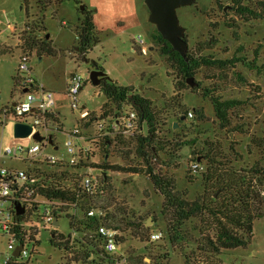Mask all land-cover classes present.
I'll use <instances>...</instances> for the list:
<instances>
[{
	"label": "trees",
	"instance_id": "16d2710c",
	"mask_svg": "<svg viewBox=\"0 0 264 264\" xmlns=\"http://www.w3.org/2000/svg\"><path fill=\"white\" fill-rule=\"evenodd\" d=\"M30 1L35 2L39 14L33 21L28 17L23 28V55L31 57L36 51L39 57L59 56L61 51L54 47L53 40L47 35L42 14L53 5L60 6L71 0H25L26 4ZM233 4L225 13L224 24L226 28L235 31L234 38L239 41L237 31L240 30L241 23L264 22V0H251L247 4L242 0H233ZM80 7L78 25L75 28L78 50L73 48L69 55L77 62H84L100 43V34L94 21V11L87 6H83L82 10ZM221 9L224 11L226 7L221 6ZM211 27L217 31L213 24ZM150 36L159 56L164 59L175 78V96L164 98L163 107L159 108L151 100L136 94L134 87H122L111 80H103L97 87L106 97V103L101 108L105 117L119 115L118 113L130 107L138 114L139 128L143 129L142 134L135 136L122 133L114 137L107 136L97 144L103 153L100 163L81 164L74 168L100 171L106 184L105 195L89 196L83 193L75 180L76 173L71 174L69 167L58 165L53 170L35 169L44 179L34 186L36 191L31 200L42 198L55 204V218L58 221L67 218L75 235L73 238L72 235L66 237L59 234L56 230L51 232V236L54 234L55 237L50 238V243L66 252L67 264H166L170 255L155 253L157 249H161L159 243L165 241L173 251L183 255L185 264H215V256L249 245L253 238L254 222L264 216V137L251 135L237 115V111L247 102L223 98L219 95L218 86L213 90L205 89L202 94L212 104L221 130L229 135H250L248 151H258L260 160L250 168H239L237 165L243 162L244 155L238 150V144L231 142L225 152L219 142L201 141V134L196 133L197 125L207 123L209 119L203 108H188L182 98L184 92L196 91L188 81L202 70L218 73L221 79H226L227 74L232 73L238 82L246 83L237 68L243 65L261 74L263 67L256 64L259 56L251 63L238 56L231 59L217 58L210 52L219 45V40L211 32L208 40L189 48L185 59L173 51L156 28ZM136 51L142 54L140 49ZM243 52L244 48L240 47L238 53ZM92 66L103 70L98 63ZM15 85V89L19 90L17 77ZM170 110L174 115L171 117L172 122L168 124L164 116ZM190 112H193L192 119L189 118ZM96 119V115L91 113L88 122H81L82 127L88 129ZM55 121L60 122V118L55 117ZM175 122L178 123L176 131L173 130ZM167 129L174 134L173 138L166 137ZM185 149L191 151V162L206 164L204 171H201L203 193L194 199H190L188 189L179 190L178 181L172 174V170L179 168L180 155ZM110 153L116 154L121 163H110L107 158ZM108 172L149 180L155 193L163 198L160 214L158 218H153V223L158 226L159 222H163L165 231H154L147 227L150 215L136 216L126 206L119 207V211L114 212L101 205V199L111 189ZM188 173L191 175L199 172L190 170ZM20 205L28 209V204ZM36 207L38 204H33L28 214L17 217L16 220L28 221L30 216L38 213ZM90 209H102L106 215L88 217L86 212ZM101 226H108L119 232V246L125 245L129 239L136 240L144 246L146 254L140 255L137 248H128L122 255L107 253L104 249L105 238L99 232ZM155 232H162L164 238L159 242H152L151 235ZM35 237L36 235H32L31 240L37 246L40 242H36ZM146 258L151 262L146 263ZM9 264L28 263L12 259Z\"/></svg>",
	"mask_w": 264,
	"mask_h": 264
},
{
	"label": "rangeland",
	"instance_id": "374dc122",
	"mask_svg": "<svg viewBox=\"0 0 264 264\" xmlns=\"http://www.w3.org/2000/svg\"><path fill=\"white\" fill-rule=\"evenodd\" d=\"M83 1L71 0L60 6L53 5L43 12L42 17L45 19L47 35L51 37L54 47L61 51V54L57 57H39L34 51L29 63L33 78L43 85L46 90L53 93L54 111L59 115L64 126L63 132L54 135L55 147H44V155L55 156L57 159L65 161H69L71 158L66 148V143L69 141L68 132L79 129L84 134L89 133V136H94L97 130L95 123L88 128L89 131L83 128L79 113L71 109L70 101L66 95L67 83L70 77L78 74L84 79L85 85L79 95L80 108L99 116L102 113L101 108L106 103V97L89 80L90 72L94 69L92 64H86L83 61L77 62L69 55V51L75 48L77 43L75 28L78 21L74 22L73 20L75 8L77 10L80 6L92 8V4L87 5ZM94 1L104 7L99 18L104 22L108 18L118 21L120 15L126 17L128 13H133V0ZM144 1L137 0V3L140 12L147 17L144 22L145 26H141L139 29L127 30L128 32L125 31L126 33L120 35L116 33L109 34L107 37L100 31V43L87 56V60L98 63L109 79L117 85L134 87L136 94L151 100L155 106L162 108L164 98L170 99L175 96V78L171 75L164 59L159 56L152 43L150 35L155 27L148 22L149 11ZM242 1L247 4L251 0ZM233 5V0H197L192 7L179 10L178 17L181 25L187 30L186 40L189 48H194L198 42L208 40L212 32L219 40V45L210 53L220 59H231L234 56L246 58L249 63L257 60V56H259L256 64L263 67V71L260 74L258 71H251L245 66L239 65L237 70L246 80V83H240L232 73H228L226 79H221L218 73L202 70L192 81L197 85L194 87L196 91L184 92L182 98L184 105L188 108H203L209 119L207 123H198L197 125L196 133L201 134V141L219 142L225 152H227L231 142L238 144L237 148L244 155V160L237 166L239 168H250L260 160L258 151H248L250 135H229L221 130L212 104L202 96L205 89L213 90L218 86L219 95L223 98L247 102L242 109L237 111V115L241 118V122L246 125L251 135L264 137V22L241 23L240 30L237 31L239 34V41H237L234 38L235 31L226 28L224 24L225 13ZM221 6L226 7V10L222 11ZM96 9H91L94 11V16ZM37 14H39V11L35 2L30 1L29 4H26L25 0H0V154L10 144L15 148L26 143L24 139L14 138L13 125L15 120L12 116L4 118L2 112L21 98V92L17 88L15 89V78L19 76L18 67L23 56L21 37L28 17L30 21H33ZM211 24H213V27H217V31L211 27ZM12 27L17 31H11ZM138 35L143 38L146 53L140 54L139 51H136V53L132 51L136 46L133 38ZM240 47L244 48L243 53H238ZM206 54H209V52ZM126 111H128V107ZM173 115L172 110L166 112L164 120L166 119L167 123L170 124ZM173 130L176 131L178 128H173ZM167 131L166 137L173 138L174 134L171 133L170 129H167ZM73 141L75 145L92 146L89 141L81 142L78 139H73ZM31 143L34 142L31 141ZM180 157L179 168L172 170V174L175 175L178 181L179 190L188 189L190 199H194L197 195L203 193L202 172L192 173V176L188 173L193 163L191 162L193 156L189 149H185ZM18 158L10 166L23 170L29 169L28 164L25 162L27 155H18ZM107 158L112 164L121 163L114 153H110ZM6 160H2L3 163H7L8 160ZM102 160L103 153L99 148L90 161L97 164ZM205 166L206 164H203L204 169ZM91 173L94 176L101 175L100 171L94 169ZM107 175L111 178V189L101 199V205L114 212H118L119 207L126 206L136 216L150 215L146 223L147 227L153 228L154 231H165L163 222H159L158 226L153 223V218H158L160 214L163 198L155 193L147 178L131 177L112 172H108ZM189 177L195 179L189 180ZM9 208L10 204L7 203L0 206V211H7ZM41 213H43V210H41ZM33 223L39 227L38 241L40 243L35 247L28 246L29 252L33 254L28 260H25V263L67 264L68 256L66 252L52 246L50 238L52 237L51 230H56V232L66 237L72 235L75 238L69 226V220L61 218L55 227L53 226L52 229L48 228L47 230L42 227L43 223L38 217L33 218ZM159 245L161 249H157L155 253L162 256L170 255V260L166 264H185L183 255L178 251H173L167 241L161 242ZM128 248L139 249V254L142 256L146 254L144 253V246L131 239L125 245L120 246L118 254H125ZM6 253H9L8 239L0 229V255ZM214 261L215 264H264V216L254 222L253 238L249 245L215 256ZM145 262L150 263L151 260L146 258Z\"/></svg>",
	"mask_w": 264,
	"mask_h": 264
},
{
	"label": "built area",
	"instance_id": "2783aa9c",
	"mask_svg": "<svg viewBox=\"0 0 264 264\" xmlns=\"http://www.w3.org/2000/svg\"><path fill=\"white\" fill-rule=\"evenodd\" d=\"M11 31L16 32L17 30L12 27ZM135 44L142 51V54L146 53L147 50L144 48L145 43L142 36L135 38ZM29 63L30 56L23 55L18 67L19 76L17 77L20 84L21 99L15 103V106L3 110L4 118L12 116L15 120L14 124L29 125L33 128V133L29 138L24 139L26 140V143H23L24 145L14 148L10 144L0 154V206H4L7 203L10 204V208L7 211H0V229L8 239L9 252L5 255H0V264H9L12 259H18L24 263L25 260L30 258L31 252H29L28 246H36L35 242L31 240V236L36 235L35 241L37 242L40 234L39 227L33 223L34 217L40 219L45 230L48 228L52 229L53 226L55 227L59 223L53 214L55 204H50L42 198L31 200L36 191L34 186L41 183L44 179L40 173L35 172V169L40 171L53 170L58 165L69 167L71 168V174L76 173L75 180L83 193L89 196H104L106 184L101 172L100 176H94L91 173L93 170L91 168L82 170L74 168L81 164L93 163L90 159L93 158V154L99 149L97 144L104 141L107 136L114 137L120 133L126 136H135L143 133V129L139 128L138 114L130 107H128V111L124 109L123 112L115 116L105 117L101 113L96 116L97 119L94 121L97 127L94 136H89V133L84 134L79 129L67 133L69 141L66 143V148L68 155L71 157L69 161L59 160L55 156H45L44 147H55V143L53 145L49 143V137L54 142L55 133L63 132L64 126L61 118L54 111L55 101L53 93L46 90L43 85L33 78ZM84 85L83 77L74 74L68 80L66 91L71 109L79 113V119L82 123L88 122L91 114L88 110L80 108L79 95ZM55 117L60 118V122L55 121ZM189 118H193V112L189 113ZM87 130L89 131V129ZM36 133L44 137L45 141L42 143L35 141L33 137ZM73 139H78L81 142L89 141L92 146L75 145ZM31 141L34 143L32 144ZM24 154L27 155L25 162L28 164L29 169L23 170L10 166L11 163L19 159L18 155ZM4 159L8 160H6L7 163H3L2 160ZM191 170L201 172L204 171V167L200 163H193ZM17 203L28 204V209L24 207L25 213L23 215L28 214L33 204L37 203L38 207H36V210H38V213L30 216L28 221L18 222L16 218L20 216L15 212ZM41 210H43V213H41ZM86 214L91 218L105 217L106 215L102 209H90ZM99 232L105 238V251L109 254H118L120 248L118 242L119 232L108 226H101ZM163 238L162 232H155L151 235L152 242H159ZM20 246L23 249L19 257H14L13 254Z\"/></svg>",
	"mask_w": 264,
	"mask_h": 264
},
{
	"label": "water",
	"instance_id": "95a60500",
	"mask_svg": "<svg viewBox=\"0 0 264 264\" xmlns=\"http://www.w3.org/2000/svg\"><path fill=\"white\" fill-rule=\"evenodd\" d=\"M197 0H145L144 3L149 11L148 22L152 24L156 30L162 35L163 39L167 41L173 48V51L179 53L183 58L187 59V54L189 51V44L185 40L186 37V28L183 27L180 23L178 17V11L183 8L192 7ZM83 9V6L80 7ZM76 50L78 48L76 47ZM86 64H95V61L85 60ZM94 69L90 72L89 80L91 84L95 87H99L103 80H110L107 74L100 70L98 67L93 66ZM194 78L189 79L188 83L191 88L197 86L194 84ZM26 93V91H24ZM12 106H15L13 104ZM178 128V123L174 124V129ZM33 133V128L29 125L16 123L13 125V136L15 139H27ZM34 140L42 143L45 141V138L42 137L39 133L34 135ZM49 143L54 144L53 139L49 137ZM57 150V148H56ZM15 212L18 216H21L25 213V208L20 204L15 205ZM55 235H52L54 238ZM22 246L17 248L16 252L13 254L14 257H19Z\"/></svg>",
	"mask_w": 264,
	"mask_h": 264
},
{
	"label": "crops",
	"instance_id": "0c3cea01",
	"mask_svg": "<svg viewBox=\"0 0 264 264\" xmlns=\"http://www.w3.org/2000/svg\"><path fill=\"white\" fill-rule=\"evenodd\" d=\"M83 2H85L87 5L92 4L91 5L92 8L90 7L91 9L97 8L96 12H95V16H94V21H95V24H96L98 31L99 32L101 31V33L105 37H107V35H109V34L113 35L115 33L120 35L127 30H134L137 28L139 29V28H141V26H143V27L145 26L144 22H145V19H147V17L144 16V14H142L140 12V10L138 8L137 0H133V4H134L133 13H128L126 15V17H124L123 15H120V18L118 21H113V20H110L109 18L108 19L106 18L107 19L106 22H104L102 19H99L100 18V12L104 9L103 6L99 5L98 3H95L94 0H84ZM78 15H79L78 10L75 8L74 17H73L74 22L78 21ZM140 36L141 35L134 36V37L138 38ZM135 38H133V41H135ZM134 45H136V44H134ZM136 48L138 49L139 47L137 45L134 46V48L132 50L134 53H136ZM13 104H15V103H13Z\"/></svg>",
	"mask_w": 264,
	"mask_h": 264
}]
</instances>
